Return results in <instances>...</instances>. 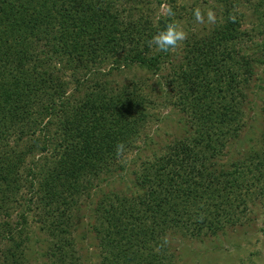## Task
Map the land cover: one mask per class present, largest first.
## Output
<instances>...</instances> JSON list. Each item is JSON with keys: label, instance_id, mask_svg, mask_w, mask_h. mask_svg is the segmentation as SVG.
<instances>
[{"label": "trees", "instance_id": "trees-1", "mask_svg": "<svg viewBox=\"0 0 264 264\" xmlns=\"http://www.w3.org/2000/svg\"><path fill=\"white\" fill-rule=\"evenodd\" d=\"M216 1L214 24L163 53L151 37L180 16L156 17L153 0H0V264H31L37 232L43 264H83L81 212L161 106L179 136L90 209L99 264H176L177 239L248 223L264 192V84L258 144L231 149L264 59L247 51L239 0Z\"/></svg>", "mask_w": 264, "mask_h": 264}, {"label": "rangeland", "instance_id": "rangeland-1", "mask_svg": "<svg viewBox=\"0 0 264 264\" xmlns=\"http://www.w3.org/2000/svg\"><path fill=\"white\" fill-rule=\"evenodd\" d=\"M153 0L155 16H165L163 6L174 9L180 16L179 26L192 28L199 25L193 16L194 9L206 10L217 7L216 0ZM156 2V3H155ZM239 16L242 15V30L245 32V42L248 53L255 58L264 59V0H239L234 9ZM216 20L219 19L216 11ZM212 24H207L211 26ZM258 73L264 81V65ZM258 74V75H259ZM264 83L261 80L255 82L256 97L253 98L251 109L248 111L249 126L247 125L242 134L240 142L231 149L233 155H238L249 147L258 144L259 136L263 126L261 114L262 90ZM155 117L149 124L146 134L147 140L139 143V150L129 155L125 162L126 170L113 175L108 182L102 185L101 191L88 201L81 212V218L76 231V242L83 264H99V249L97 240L92 229L93 219L91 208L101 195L109 190H123L132 178L131 171L138 168L139 157L144 158L158 149L165 142L179 136L178 112L169 106L159 107L155 110ZM149 144V145H147ZM88 208V209H87ZM248 223L244 226L229 228L225 234L211 238L177 239L171 249L175 255L176 264H264V192L259 195L258 201L253 207ZM33 255L31 264H43L44 258L40 253L43 248V238L35 233L31 244Z\"/></svg>", "mask_w": 264, "mask_h": 264}, {"label": "clouds", "instance_id": "clouds-1", "mask_svg": "<svg viewBox=\"0 0 264 264\" xmlns=\"http://www.w3.org/2000/svg\"><path fill=\"white\" fill-rule=\"evenodd\" d=\"M164 13L171 17L174 15L172 9L168 6H163ZM193 16L198 24H214L216 15L212 9L200 10L194 9ZM186 39V32L176 23L169 22L160 27L151 37L150 45L157 52L168 53L173 49H177L180 44Z\"/></svg>", "mask_w": 264, "mask_h": 264}]
</instances>
